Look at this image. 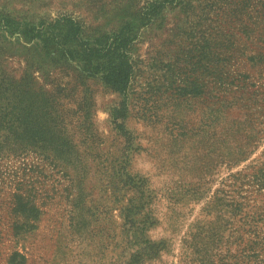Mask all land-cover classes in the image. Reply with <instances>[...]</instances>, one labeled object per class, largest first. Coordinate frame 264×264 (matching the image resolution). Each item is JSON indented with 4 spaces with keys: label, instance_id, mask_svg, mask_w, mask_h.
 <instances>
[{
    "label": "rangeland",
    "instance_id": "rangeland-1",
    "mask_svg": "<svg viewBox=\"0 0 264 264\" xmlns=\"http://www.w3.org/2000/svg\"><path fill=\"white\" fill-rule=\"evenodd\" d=\"M0 16V264H204L205 247V264H264V189H242L254 231L212 197L235 171L264 178V0H0ZM124 55L120 94L101 73Z\"/></svg>",
    "mask_w": 264,
    "mask_h": 264
},
{
    "label": "trees",
    "instance_id": "trees-1",
    "mask_svg": "<svg viewBox=\"0 0 264 264\" xmlns=\"http://www.w3.org/2000/svg\"><path fill=\"white\" fill-rule=\"evenodd\" d=\"M1 18V16H0ZM63 20L65 23L69 24L72 29H79V23L64 17ZM94 52L100 51L99 49H94ZM132 72V66L129 60L126 59L125 55L122 56L119 60L115 62L109 63L105 69L102 70L101 73V79L107 83L111 88L116 90L120 94H124L127 88L128 80ZM1 149V148H0ZM250 173H247L243 170L235 171L233 173H230L227 176V180H230L227 186H231V188L228 190V194L226 191H224L221 188H218L214 191L213 193V199H217L220 197L218 195L219 193L221 194V197H223L225 203L224 205L227 208V212L231 217H238L241 219V223L243 225H250L253 229L252 231L255 230L256 224H257V216L259 215L257 212L255 216L247 215L248 208L251 209L252 212H256V208H254L253 203V198L250 197L248 194L247 190H242L244 189V185H249L250 186H256V188L259 190V188L264 189V178L258 177L256 178L253 176L252 179H249ZM253 175V174H252ZM236 191H243V194L239 195V198H234L233 197V192L236 193ZM237 194V193H236ZM12 209L16 210L18 212L26 211L27 214L33 210V206L29 205L27 201H23L20 195L12 193ZM34 210L32 211V213ZM33 215H35L33 213ZM23 227L30 229L32 228V224L29 222H24ZM244 228V227H243ZM245 230V228H244ZM250 230V229H249ZM248 231L246 229L244 232ZM191 236V235H188ZM198 236V234H197ZM192 237V236H191ZM191 237H189L191 239ZM241 239V241H240ZM188 240V239H187ZM189 244V242L187 241ZM241 243V248L242 251L247 253L249 250L253 251L255 250V245L253 244V240L251 238L246 237V238H239L237 245H240ZM204 246V245H203ZM152 249V248H150ZM201 251V256L200 259L201 261L205 264L207 263V252L208 249L205 248H200ZM251 261L256 262V258L252 257L251 255L248 256ZM7 262L8 264H23L24 262V256L16 251H13L9 253L7 257Z\"/></svg>",
    "mask_w": 264,
    "mask_h": 264
}]
</instances>
